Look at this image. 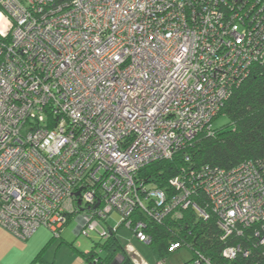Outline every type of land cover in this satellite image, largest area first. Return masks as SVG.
Instances as JSON below:
<instances>
[{"label":"built area","instance_id":"1","mask_svg":"<svg viewBox=\"0 0 264 264\" xmlns=\"http://www.w3.org/2000/svg\"><path fill=\"white\" fill-rule=\"evenodd\" d=\"M258 63L264 0H0V227L60 238L78 215L86 238L126 226L150 244L136 212L161 223L193 209L223 241L252 229L264 251V165L182 168L167 190L139 177L213 134Z\"/></svg>","mask_w":264,"mask_h":264},{"label":"trees","instance_id":"2","mask_svg":"<svg viewBox=\"0 0 264 264\" xmlns=\"http://www.w3.org/2000/svg\"><path fill=\"white\" fill-rule=\"evenodd\" d=\"M72 1L54 0V3L66 5ZM222 116L226 117L228 122L219 128L212 127L213 134L202 133L193 144L177 153L172 160L149 165L140 172L139 177L148 180L147 183H152L157 188L167 190L169 180L182 168L200 169L206 166L231 170L244 161L264 165V63L251 67L249 75L234 88L224 108L214 120ZM187 158L190 161H187ZM134 218L147 224L146 233L151 238L149 246L159 262L171 256L173 252H170V246L173 243H179L180 247L176 251L186 248L191 252L190 259L182 264L196 261L204 264L206 259L212 264H264V251L255 245L256 237L252 229H247L240 237L234 236L223 241L216 218L213 216L205 221L196 217L193 209L182 212L180 216L170 214L161 223L148 219L139 211L135 213ZM237 243L242 244L245 249H250L251 255L247 258L238 256L236 260H228L222 255V250L227 245ZM79 253L90 264H117L118 256H123L119 264H133L117 237V231L112 232L108 239L96 242L89 253ZM34 262L47 264L42 260V252Z\"/></svg>","mask_w":264,"mask_h":264},{"label":"crops","instance_id":"3","mask_svg":"<svg viewBox=\"0 0 264 264\" xmlns=\"http://www.w3.org/2000/svg\"><path fill=\"white\" fill-rule=\"evenodd\" d=\"M108 223L112 224L111 222ZM73 234L76 236L75 239L62 234L55 252L50 254L56 238H53V235H49L45 227L36 230L26 241L20 240L0 227V264H36L33 261L41 252L42 260L47 264H90L79 252L89 253L93 249L94 244L100 239L97 235L86 238L80 234L79 220H77V226L73 229ZM81 238L89 245L84 250L81 249L83 246ZM64 246H67L68 249H65L59 258V252ZM124 247L126 255L130 257L133 264H148L140 253L132 249L133 246L131 244L124 245ZM117 258V261L119 260L117 264H119L122 258L120 256Z\"/></svg>","mask_w":264,"mask_h":264},{"label":"rangeland","instance_id":"4","mask_svg":"<svg viewBox=\"0 0 264 264\" xmlns=\"http://www.w3.org/2000/svg\"><path fill=\"white\" fill-rule=\"evenodd\" d=\"M228 122L227 118L222 116L217 118L216 120L213 121L212 125L214 128H219L222 125L226 124ZM77 217L78 215H75L71 221H69V223H67V225L65 226L64 230H63V236H70V238L75 239L76 236L73 234V229L77 226ZM113 220H116V222H119L121 219V216L117 213H114L112 215ZM102 226H104L105 228H108V224L105 221L101 222ZM46 230L48 231L49 235H53L52 231L49 230L48 228H46ZM117 237L119 238V240L121 241L122 244L124 245H132L133 246V250L136 251L137 253H140L145 261H147L148 264H182L183 261H187L190 257H191V252L186 249L183 248L179 251L173 252L171 254V256L169 258H167L166 260H163L161 262L157 261L156 258L154 257L150 246L147 243H143L141 242L138 237L135 235V232L133 230H131L130 228L126 227V226H122L117 230ZM59 240L60 238H56V240L54 241V245L51 248V253H54L58 244H59ZM81 241L83 242V246L81 249H85L88 245L87 242H85V240L83 238H81ZM67 250L68 247L64 246L60 252H59V258L62 256L64 250ZM206 264V263H204Z\"/></svg>","mask_w":264,"mask_h":264},{"label":"water","instance_id":"5","mask_svg":"<svg viewBox=\"0 0 264 264\" xmlns=\"http://www.w3.org/2000/svg\"><path fill=\"white\" fill-rule=\"evenodd\" d=\"M123 259V256H120ZM118 259V258H117Z\"/></svg>","mask_w":264,"mask_h":264}]
</instances>
